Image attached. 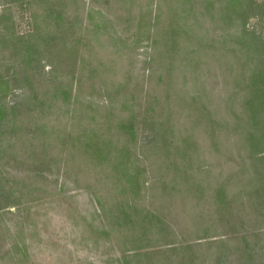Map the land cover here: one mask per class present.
I'll return each mask as SVG.
<instances>
[{
  "label": "rangeland",
  "instance_id": "1",
  "mask_svg": "<svg viewBox=\"0 0 264 264\" xmlns=\"http://www.w3.org/2000/svg\"><path fill=\"white\" fill-rule=\"evenodd\" d=\"M186 1L0 0V75L6 68L15 73L14 81L0 86V106L7 109L5 121L11 119L14 123L10 126H15L12 132L8 126L0 134V183L5 190L0 191L3 196L0 197V264H147L151 258L155 264H222L221 259L225 260L224 264H264L263 218H258L257 227H262L258 241L248 240L249 256L235 255L233 250L236 247L242 250L246 244L237 241L225 242L231 252L227 251L226 256L222 255L223 248L216 252L214 246L208 249L205 245L155 253L148 258L142 255L166 249L162 246L164 242H173L172 246L179 248L183 243L196 241L191 237L198 235H192L187 229L188 223L185 224L188 213L182 215V209L186 211L191 200L181 198L183 191L175 197L158 195L162 183L177 184L179 190L184 189L170 163H176L179 171L192 173L195 178L200 175L194 173V168L208 169L201 174L208 178L210 185L203 186H213L239 169L242 162L238 161L231 138L223 129L216 130L214 146L210 145L208 127L193 130L191 142L198 158L184 165L173 160V153L164 159L163 150L155 154L147 146L145 137L149 133L143 124V114L150 115V107L158 114L163 106L171 107V112L173 108L175 115L169 116L166 127L189 133L190 118L185 115L188 111L183 103L190 94L205 89L211 102L207 111L215 112V106L224 98L225 88H229L225 84L229 79L221 56L200 51L194 55L191 51L195 47L184 45L189 38L183 31L199 36L206 28L209 36L214 31L230 35L233 29L222 30L221 24H216L212 30L215 22L203 13L205 0ZM56 8L61 12L62 23L55 22L51 14ZM156 22L176 32L174 41L179 48L175 52L166 53L167 35L162 34ZM247 28L263 33L264 20L260 23L251 19ZM191 40L198 42V39ZM46 44L49 49L44 48ZM26 45L34 46L31 55L23 49ZM169 66L172 70L167 72ZM193 76L197 77L196 81L192 80ZM59 84L70 92L68 112L59 106L44 108L43 113L37 106L35 110L23 108L32 109L28 113L18 107L14 111L8 109L11 105L23 104L27 93L29 98L34 94L41 98L44 93L45 100ZM88 105L95 111L81 115L80 110ZM180 109L182 113L177 122ZM228 113L229 110L221 108L213 120L226 122L230 118ZM131 114L135 116L136 130L133 138L127 137L128 147L133 146V152L139 155L135 166L141 170L139 182L142 184L134 202L131 194L119 196L113 180L105 179L98 167L88 168L84 162L88 160L80 154L72 161L65 158L74 145L69 135L83 141V130L87 134L93 129L106 133L107 129L97 128L101 119L114 123ZM27 141L32 142L36 151L41 150L42 144L47 146L45 158L50 161L41 170L43 177H33L35 169L30 168L31 161H24L30 160L26 154L32 150L27 147ZM6 194L9 197L4 200ZM120 203L135 206L126 210L130 213L125 218L127 221L119 216V209L113 210ZM243 207L237 214L250 218L251 207L247 204ZM136 209L141 211L137 212L138 217L134 216ZM197 209L211 225L204 234L210 238L200 243L219 239L220 233L230 231L229 226L247 228L248 223L238 222L236 218L227 223L228 217L216 214L205 200L200 201ZM145 211L146 219L152 223L150 215L153 216L156 226L136 222L145 216ZM135 252L141 257L134 258Z\"/></svg>",
  "mask_w": 264,
  "mask_h": 264
},
{
  "label": "trees",
  "instance_id": "2",
  "mask_svg": "<svg viewBox=\"0 0 264 264\" xmlns=\"http://www.w3.org/2000/svg\"><path fill=\"white\" fill-rule=\"evenodd\" d=\"M185 3H187L186 0ZM180 4L181 3H179V6ZM203 10L205 11L203 13L210 15V21L215 22V26L212 30H215L217 27L216 24H221L222 30L223 28L228 31L233 30L229 32L230 35H227V32L220 34L214 31V33L209 34V36L206 28H204V31L199 36H196L194 33L187 34L188 31H183V34L187 35L186 38H189L186 39L184 45L195 47V49L191 51L194 55L198 53V51L220 55L225 63V75L227 79H229L225 84L229 88H225V93L223 92L222 94L224 98L218 102L217 106L214 105L215 109L213 111L215 112L207 111V106L210 105L211 102L209 101L210 95L205 89H203L202 92L194 90L193 93L190 94L188 101L183 103V107L187 109L188 113H191L190 115L185 113V115L190 118L188 123L190 125L188 127L189 133L186 130L182 132L176 129L175 131L174 127H166L169 122V116L175 115L173 108L171 112V107L163 106L160 108L158 114L149 106L148 112L150 115L143 114V124H146L148 129L147 132L149 133L147 137H145L147 138L146 143L147 146L149 144L153 153L155 150V154L163 150L165 155L164 159L168 158L170 153H173L174 161H180L181 164L191 163L198 158L195 145L191 142L193 136L191 135L192 131L194 130L197 132L200 126H204V128L208 127V135L211 139L210 145L214 146L215 142L213 140L216 130L223 129L227 133V137L231 138L230 144L238 161L242 162L239 169L221 180L216 181L217 183L213 186H203L210 182L206 176L201 174L203 172H208V169H204L202 166L194 168V173L197 172L200 175L199 178H195L191 176L192 173H186L185 170L179 171V169H177L179 165L176 163H170L173 169L179 174L181 188L184 189L179 190L177 184L167 185V183H162L158 195L162 197L165 195L175 197L179 192L183 191L181 194L184 193V195L181 198L191 200L188 202L186 211L182 209V215H185L184 212L188 213L185 224L188 223L187 229L192 235H198L191 237L196 241H192L189 244L183 243L179 248L174 247V245L172 246L173 242H164L162 246L167 247L166 249L160 248L151 251L150 254H142L147 255L145 258L149 256L152 257L155 253L174 252L184 248L202 247L203 245L207 246L208 249L214 246L216 252H219V250L223 248L224 251L222 255L226 256L225 253H227V251L230 252V250L226 248V241L246 242L242 250L236 247L233 251H235V255L240 253L239 256H249L247 251L251 252V249L249 248L250 243L248 240L258 241L259 237L262 235V227H257V224H259L258 218H263L262 220L264 222V32L255 33L249 30L247 28V22L254 19L261 23V21L264 20L262 19V17H264V0H205ZM177 12L176 10V13ZM169 13H171V11ZM172 13L171 14L174 15L175 12L172 10ZM51 14L54 15L55 22L62 23L60 20L62 15L57 8L51 11ZM157 23L158 22H156L155 25H157ZM158 24L162 34L167 35L166 42H168V50L166 53L171 54L175 52L176 49L179 48L174 41L176 32L172 29L168 30L165 24ZM164 30L165 32H163ZM191 39H198V42H193ZM47 46L48 44H46L44 48ZM33 48V45H26L23 47L28 55L33 53ZM46 49H49V47ZM169 59L171 60L172 57H169ZM191 67H194L193 64ZM166 70L169 72L172 68L169 66ZM14 77L15 73L9 72V68H6V72L0 75V86L7 85L9 81H14ZM196 79L197 77L193 76L192 80L196 81ZM168 85L169 83L167 86ZM206 96L208 99H206ZM44 98V93L41 98H37L35 94L33 97L31 96L29 98L27 93L23 104L11 105L8 109L14 111L13 109L17 107L21 109L31 107L35 110V108L38 107L39 111L43 113L44 108L59 106L66 108L68 112L71 105L69 89H64L60 84L54 87L49 97L45 100ZM156 102L157 99L154 98L153 103ZM169 103L170 102H166V104ZM91 108L92 106L88 105L86 108L81 109V115H85L90 111L92 112V110L95 111V109L91 110ZM221 108H223V110H229L228 114L230 118L226 122L213 120V117L218 115L217 113L220 114ZM29 110L25 111L28 113ZM6 111V107L0 106V134L6 131V127L14 123L11 119L5 121L7 116ZM26 112L25 114H27ZM164 112L165 115H163ZM70 113L72 114V110ZM181 113L182 109L177 111V122H179ZM12 115V118H14L13 113ZM158 118L161 120H154ZM146 119L150 120L149 123ZM180 123L184 124L182 120ZM135 125V116L132 114L120 118L119 120L116 119L114 123L101 119L97 128L107 129L106 133H103L107 134V137L103 138V134L98 133V130L95 129L89 134H87L86 130H83L82 137L85 138L83 141H81L79 137L76 138L69 135L68 138L74 145L71 146L73 149L72 151H67L65 158L68 161H72L80 154V156L88 160L84 161L88 168L98 167L105 179L113 180L112 182L116 186L114 190H118L119 196L131 194L133 195L132 201L134 202V200L137 199L139 189L142 187V184L139 182V173L141 170L138 169L137 164L135 166L137 158L139 159V155L133 152V146L132 149L128 147L129 140L127 137L133 138V134L136 130ZM13 129H15V126H10L9 130H11V132ZM111 130H114L113 133H110ZM180 133H183L182 137ZM112 134L113 136H110ZM113 137L115 138L114 140ZM26 144L27 147L29 146L32 150L26 154L27 158L30 160L24 161H31V163H29L31 165H29L30 168L32 167L33 170H36H34L33 177H43L44 173H42L41 170H44L45 166H48V162L50 161L45 158V156L47 157L46 144H42L41 150L39 151L35 150V146L32 142L27 141ZM170 148L172 152L169 151ZM2 153H4V151H2ZM35 157H38L36 161ZM111 158H113L112 161H110ZM205 177L206 179H204ZM242 179L245 181L242 182ZM176 181V179H173V182ZM1 190H4V188L0 183V191ZM0 197L3 198L2 194H0ZM8 197V194H6L4 200H7ZM94 200H96L97 204L99 203L96 198ZM202 200H205V202L213 206L216 214H219L223 218L228 217L225 220L227 223H229V219L234 220V218H236L238 222L245 221L246 224L248 223L247 228L236 229L229 226L230 231H223L224 233H220V235H218L220 236L219 239L200 243L201 240L210 238L204 234L211 228L210 223L204 218V214L197 209V205ZM246 204L247 207H251L252 213H249V216H251L250 218L246 217V215L241 216L238 215L239 213L237 214L238 209H244L243 206ZM112 207L113 205L110 208ZM134 207L133 203H120L115 204L113 210L115 209L117 212L119 209V216L125 219L128 218L130 214L127 213L126 210L134 209ZM133 212H135L134 216L137 217V212L141 213V211L137 209L133 210ZM147 214V211H145V216H141L136 222H143L150 226H156L154 221L155 218L150 215V218L153 220L151 223L149 219H146ZM125 220L127 221V219ZM210 220L211 219H209V221ZM207 223H209L208 226ZM164 229H167V227L163 228V230ZM252 246L254 247L255 244H252ZM132 256L134 258H139L141 254L135 252ZM152 260L153 258L148 259L147 264H155ZM221 260V263L224 264L225 260Z\"/></svg>",
  "mask_w": 264,
  "mask_h": 264
}]
</instances>
